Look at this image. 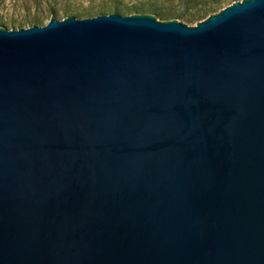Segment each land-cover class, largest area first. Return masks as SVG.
Listing matches in <instances>:
<instances>
[{"label": "water", "instance_id": "95a60500", "mask_svg": "<svg viewBox=\"0 0 264 264\" xmlns=\"http://www.w3.org/2000/svg\"><path fill=\"white\" fill-rule=\"evenodd\" d=\"M0 264H264V0L0 29Z\"/></svg>", "mask_w": 264, "mask_h": 264}, {"label": "trees", "instance_id": "16d2710c", "mask_svg": "<svg viewBox=\"0 0 264 264\" xmlns=\"http://www.w3.org/2000/svg\"><path fill=\"white\" fill-rule=\"evenodd\" d=\"M50 1V0H46ZM55 1V0H52ZM239 0H186V8H182L181 11L179 9L171 10V8H157L154 5L144 6L141 3L133 4V5H121V4H114L109 5L107 3L100 2L98 5L91 3L87 8L82 9L81 11L78 8L71 10L66 7L62 9V17L61 19L75 17L78 19H85L91 18L99 15H110V14H117L122 16H152L156 20L160 22H169V21H177L181 20V23L184 25H192L198 24L210 16L214 15L217 10L219 4L231 5L233 2H238ZM223 8V7H222ZM50 15H55V11H49ZM43 12L40 15L26 18L23 21L11 22V28L18 27L21 29L25 25L32 26H42L41 23L43 22ZM57 20V19H56ZM16 24V25H15ZM0 27L4 28V23L0 21Z\"/></svg>", "mask_w": 264, "mask_h": 264}, {"label": "rangeland", "instance_id": "374dc122", "mask_svg": "<svg viewBox=\"0 0 264 264\" xmlns=\"http://www.w3.org/2000/svg\"><path fill=\"white\" fill-rule=\"evenodd\" d=\"M186 0H55V1H46V0H0V21L4 23V28L0 29H18V27L11 28L12 21H23L26 18H31L43 12V22L41 25H45L51 19L63 20L62 17V9L69 7L68 9L74 10L78 8L79 11L87 8L91 3L98 5V3L103 2L109 5L121 4L125 5H133L141 3L144 6L154 5L157 8H171L182 10V8H186L185 5ZM223 1V0H219ZM245 0H239L238 2H242ZM235 3V2H233ZM232 3V4H233ZM231 4V5H232ZM225 4H219V10L215 14H218L220 11L225 9L228 6ZM223 7V8H222ZM55 11V15H50L49 11ZM214 14V15H215ZM159 21V20H157ZM177 22L181 23V20H177ZM16 25V24H15ZM197 24L188 25L189 27H194ZM29 25H25L22 28H29Z\"/></svg>", "mask_w": 264, "mask_h": 264}]
</instances>
